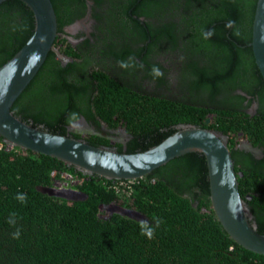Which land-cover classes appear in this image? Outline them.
<instances>
[{"label":"trees","instance_id":"16d2710c","mask_svg":"<svg viewBox=\"0 0 264 264\" xmlns=\"http://www.w3.org/2000/svg\"><path fill=\"white\" fill-rule=\"evenodd\" d=\"M51 2L57 21L62 22V11H71L73 0ZM155 3L156 8L148 13L160 17L162 14H156V10L162 8ZM255 6L256 0H197V13L182 17L184 25L183 21L176 27L166 22L156 28L146 23L149 29L143 32L142 41L149 42L140 63H149L146 57H151V49L186 52L178 84L196 96L197 102L150 96L103 72H94L90 85L97 92L93 103L98 115L107 120L116 116L135 133L146 129L154 133L151 143L144 144L141 151L167 136H157L167 124L204 127L205 113H212L209 127L231 136L228 148L240 195L252 213L251 222L256 223L259 233H264V80L250 46ZM0 17L5 19L0 23L1 66L33 33L34 16L21 0H5L0 3ZM135 25L143 27L138 21ZM207 31L214 34L204 39L202 34ZM51 57L47 54L11 111L33 126L45 122L50 132L57 133L61 131L55 124L57 120L68 121L70 114H77L86 79H59L51 72ZM158 67L163 72V66ZM253 99L257 109L250 114L247 110ZM237 132L261 149V157L249 152L240 161L235 160L232 145ZM3 140L0 136V142ZM53 170L83 177L81 171L56 158L18 146L0 148V264H264V255L235 243L217 221L209 199L206 160L201 153L174 157L133 180L128 196L127 191L116 188L113 180L94 174L77 186L80 198L51 195L43 189L53 186ZM178 180L183 184L179 185ZM194 180L200 192L195 195L189 191V196H184L182 185ZM19 194L26 196L25 202L16 199ZM118 200L155 228L153 239L140 234L139 218L117 212L102 216L101 206ZM12 213L15 225L7 222ZM17 229L20 236L14 239Z\"/></svg>","mask_w":264,"mask_h":264},{"label":"flooded vegetation","instance_id":"af4514ba","mask_svg":"<svg viewBox=\"0 0 264 264\" xmlns=\"http://www.w3.org/2000/svg\"><path fill=\"white\" fill-rule=\"evenodd\" d=\"M155 1L159 2L158 9L162 8V10L155 9L156 14L157 12L162 14L160 17L152 16L148 13L154 10L153 7L156 8L158 3H155ZM71 7V11H62L64 13L62 15V22L57 21L56 17L57 32L53 47L48 54L52 55L50 64L53 69L51 72L59 77V79L60 77H65L69 80L82 78L83 81L86 79L81 87V91L85 95L82 96L79 102L80 105H78V119L73 122L76 127L69 126L68 121H64V119H55L57 120V123L55 122L56 126H60L59 130H61L56 131L57 133L55 134L62 135L61 133H63L65 136L82 140L88 144L118 152L141 151V147L144 144L151 143V137L154 136V133L148 129L135 133L130 130L125 121H118L116 116L112 120H107L98 115L93 103L94 94L97 92L94 90L95 88L92 83L90 85V78H92L94 72H103L109 77L150 96L187 101L188 103L197 102L196 96H192L188 89L182 88L178 84V77L182 72L183 62L187 60L186 52L176 49L170 52L165 47H163L165 49L162 51H153L151 49V57H146V59H149V63H140V58L145 54V45L149 42V39L142 41L145 36L143 32L146 33L149 29L146 23L152 24L156 28L162 25L164 26L166 22L169 24L171 22L174 23L175 27L181 25L183 21L181 20L182 17L189 15V12L197 10V0H73ZM134 10H137V13L133 12ZM194 12L197 13V11ZM4 21L5 19H1L0 17V23L2 24ZM137 21L143 27L136 26L135 22ZM184 23L183 21V25ZM151 29L153 30V26H151ZM175 30L181 29L175 28ZM130 57H134L135 65L136 62L139 64L128 69L120 68L119 62L129 61ZM195 60L197 61V57H195ZM154 63L161 66V68L163 66V73L165 74L162 77L163 80L152 77L151 69ZM76 82L72 81L71 83ZM245 103L246 100L244 101ZM256 109L257 102L253 99L247 111L253 114ZM58 118L60 119L61 117ZM212 119V113H205L203 120L205 126L201 128H209L212 130L209 127ZM31 123L27 124L32 125ZM46 124L45 122H41L36 126H32L50 132V127H45ZM55 124L53 125L54 129ZM187 125L200 127L193 123L167 124L166 127L160 129L161 133H158L157 136L162 137L165 134L169 136L176 130ZM237 133L238 136L233 140L232 145V150L235 151V160L240 161L242 156L249 152L254 154L256 158L261 157V149L252 145L241 132ZM224 137L228 146L231 136L225 134ZM3 142H0V144L2 146L4 145L5 148L14 147L5 140ZM53 173L55 180L59 179L61 181L63 174H69L68 171L58 172L57 170H53L51 175ZM81 174L83 177L75 176L81 179H87V175H89L83 172ZM119 181L116 180L113 182L117 184ZM182 182L184 181L180 182L178 180L179 185L183 184ZM80 183L71 187L68 186L66 190L74 192V195L76 193L81 194L77 189ZM182 188L184 196H189V191L195 195L197 192H200L197 188L196 180L185 182ZM246 199H250V197ZM197 203L198 200L196 199L193 205L197 206ZM103 209L106 213L105 215L102 214V216H110L117 212L122 215L125 214L139 218L140 220L146 219L144 216L130 210L129 207L121 205L119 200L101 206V210ZM250 214L252 219V213L250 212ZM253 224L257 229L256 223L253 222Z\"/></svg>","mask_w":264,"mask_h":264},{"label":"water","instance_id":"95a60500","mask_svg":"<svg viewBox=\"0 0 264 264\" xmlns=\"http://www.w3.org/2000/svg\"><path fill=\"white\" fill-rule=\"evenodd\" d=\"M21 1L33 13L34 29L22 47L0 66V136L12 146L56 158L78 171L113 181L136 180L174 157L201 153L206 160L209 199L217 221L235 243L264 255V233H259L251 222L238 189L234 161L221 133L187 125L146 150L126 153L35 128L13 114L14 101L43 64L57 32L51 0ZM250 46L264 80V0H256ZM43 191L67 199L82 197L65 188L50 187Z\"/></svg>","mask_w":264,"mask_h":264},{"label":"clouds","instance_id":"9594fccd","mask_svg":"<svg viewBox=\"0 0 264 264\" xmlns=\"http://www.w3.org/2000/svg\"><path fill=\"white\" fill-rule=\"evenodd\" d=\"M213 34L214 33L212 31H207V32H204L202 35H203L204 39H209ZM135 66L136 65H135L134 57H130L129 61H120L119 62V67L122 68V69H128L130 67H135ZM140 67H142V65H140ZM151 75L154 78H162L163 77V72L161 71V69L158 66H153L152 69H151ZM77 119H78V116H77L76 113L70 114L69 119H68L69 126L76 127V125L73 122L75 120H77ZM6 149L9 150V149H12V148L6 147ZM16 199L23 203V202L26 201L27 198H26L25 195L19 194V195H17ZM7 222L10 225H15V223H16L15 213L10 214V218H9V220ZM159 224H160V221L157 219L155 221L156 227H158ZM139 225H140V229H141V233L140 234L142 236H145L149 240L153 239L154 233H155V228L151 224H149V222L147 220L140 221ZM19 236H20V229H17L13 233V238L14 239H19Z\"/></svg>","mask_w":264,"mask_h":264},{"label":"built area","instance_id":"2783aa9c","mask_svg":"<svg viewBox=\"0 0 264 264\" xmlns=\"http://www.w3.org/2000/svg\"><path fill=\"white\" fill-rule=\"evenodd\" d=\"M2 147V145L0 144V148ZM53 177L55 176L54 173L52 175ZM62 181L57 179L54 181V185L53 187L54 188H57V189H63L68 186H73L77 183H80L83 179L81 178H78L77 176H73L72 174H63V177H62ZM133 180H120L119 182H117V185H116V188L119 189V188H122V190L124 191H127L126 192V195L128 196L131 192H132V189H131V184H132Z\"/></svg>","mask_w":264,"mask_h":264},{"label":"rangeland","instance_id":"374dc122","mask_svg":"<svg viewBox=\"0 0 264 264\" xmlns=\"http://www.w3.org/2000/svg\"><path fill=\"white\" fill-rule=\"evenodd\" d=\"M102 211V213L105 215V213H106V211L103 209V210H101Z\"/></svg>","mask_w":264,"mask_h":264}]
</instances>
